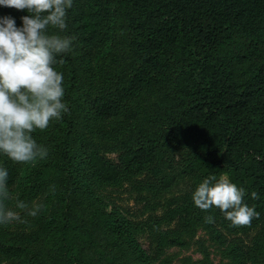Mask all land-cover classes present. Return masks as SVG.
I'll list each match as a JSON object with an SVG mask.
<instances>
[{
	"label": "trees",
	"instance_id": "trees-1",
	"mask_svg": "<svg viewBox=\"0 0 264 264\" xmlns=\"http://www.w3.org/2000/svg\"><path fill=\"white\" fill-rule=\"evenodd\" d=\"M117 11L139 65L126 85L88 101V117L109 121L141 94L151 99L130 115L133 126L117 145L120 164L106 158L101 146L87 143L76 65L80 49L105 44V26ZM26 14L0 6V16L11 15L17 25ZM67 25L64 34L74 38L73 47L57 57L56 67L64 73L69 111L33 132L48 155L18 197L27 204L44 197L38 229L0 244V255L19 264L146 262L125 220L86 200L76 168L84 167L101 184L116 183L123 173L150 172L167 188L175 177L160 164L184 149L181 173L193 176L196 186L209 175L226 174L246 189L245 202L255 205L259 216L243 226L261 225L250 252L264 264V0H73ZM0 166L8 169L13 187L18 162L0 155ZM38 241L43 246L36 253L28 245Z\"/></svg>",
	"mask_w": 264,
	"mask_h": 264
},
{
	"label": "rangeland",
	"instance_id": "rangeland-1",
	"mask_svg": "<svg viewBox=\"0 0 264 264\" xmlns=\"http://www.w3.org/2000/svg\"><path fill=\"white\" fill-rule=\"evenodd\" d=\"M105 44L90 50L80 49L77 59V88L80 112L84 116L87 143L101 146L102 154L120 164L119 141L133 126L130 115L147 106L151 99L141 94L123 109L116 118L98 122L88 117V101L105 98L127 84L139 63L131 53V34L122 14L115 12L104 30ZM186 151L177 149L160 166L168 177H175L171 186L164 188L159 177L150 172L137 175L123 173L113 184H101L84 168H76L86 200H94L119 215L128 224L146 262L136 258L126 264H258L251 258V247L261 225L231 230L230 221L220 211L210 214L194 205L192 192L196 182L191 175L182 174L186 166ZM42 159L18 162L20 174L16 184L9 187L11 199L5 203L14 207L28 175ZM72 179V178H71ZM70 180V177L67 178ZM44 197L32 203L42 207ZM35 217L21 211L24 223L13 222L0 226V244L36 232ZM211 215L212 222H206ZM33 252L42 249V241L28 245ZM0 264H19L18 260L0 255Z\"/></svg>",
	"mask_w": 264,
	"mask_h": 264
},
{
	"label": "clouds",
	"instance_id": "clouds-1",
	"mask_svg": "<svg viewBox=\"0 0 264 264\" xmlns=\"http://www.w3.org/2000/svg\"><path fill=\"white\" fill-rule=\"evenodd\" d=\"M0 6L27 13L19 25L11 15L0 16V155L28 163L48 155L33 132L45 130L69 111L64 73L56 65L57 57L73 47L74 38L64 34L73 0H0ZM8 176V169L0 166V226L24 223L21 211L35 217L41 209L40 204L29 207L20 199L8 206ZM246 194L226 174L209 175L192 192V200L201 210L216 207L233 226H243L259 216L255 205L245 202ZM250 195L258 198L255 191ZM205 219L212 222L213 217Z\"/></svg>",
	"mask_w": 264,
	"mask_h": 264
}]
</instances>
